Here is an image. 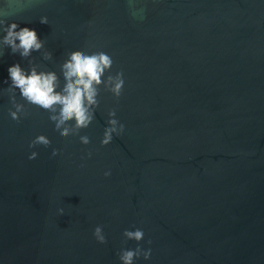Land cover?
<instances>
[{
    "label": "water",
    "instance_id": "obj_1",
    "mask_svg": "<svg viewBox=\"0 0 264 264\" xmlns=\"http://www.w3.org/2000/svg\"><path fill=\"white\" fill-rule=\"evenodd\" d=\"M0 19L44 41L21 57L0 25V264H122L137 244L151 254L133 264H264V0H0ZM77 49L111 56L121 95L101 84L67 137L18 89L12 119L9 66L55 72L59 91ZM110 110L124 129L102 145ZM39 134L50 145L30 148Z\"/></svg>",
    "mask_w": 264,
    "mask_h": 264
},
{
    "label": "clouds",
    "instance_id": "obj_2",
    "mask_svg": "<svg viewBox=\"0 0 264 264\" xmlns=\"http://www.w3.org/2000/svg\"><path fill=\"white\" fill-rule=\"evenodd\" d=\"M40 23H48L47 16L40 17ZM0 25H4L2 36L4 45L11 49L12 53L19 52L21 57H29L34 51H39L44 47V41L41 40L35 29L27 26L21 27L16 21L8 22L0 19ZM51 53H46V58H50ZM113 65L111 56L103 51L85 53L82 50H74L69 53L68 59L62 65L63 76L66 83L58 91V78L55 72L37 71L33 65L26 70L19 63L12 64L8 68L11 80L7 88L10 99L15 110L9 109L12 119L19 122L20 115L26 114L25 104L16 100V90H19L21 98L30 105H35L50 113L49 119L54 122L56 130L61 136L78 134L82 128H87L94 119V111L98 106L99 86L119 97L123 90L124 79L123 72L119 71L115 75L110 73ZM109 74L105 78V73ZM110 119L108 126L104 130L102 145H107L113 139V133L119 134L123 131L124 125L119 124L115 118V111L108 113ZM83 144L90 142L89 137L80 136ZM50 139L44 135H37L29 144V147L36 145H50ZM57 149H53L52 155H56ZM91 155V153H89ZM37 152L33 151L29 159H35ZM105 176L110 172H105ZM59 214L64 213V209H58ZM93 235L100 243H106V237L103 234L102 226H96ZM127 240L141 241L144 237L142 229L128 230L123 232ZM151 243V241H149ZM151 249L143 250L139 244L135 249L122 248L118 252V258L122 264H133L135 258L143 255L148 259Z\"/></svg>",
    "mask_w": 264,
    "mask_h": 264
}]
</instances>
